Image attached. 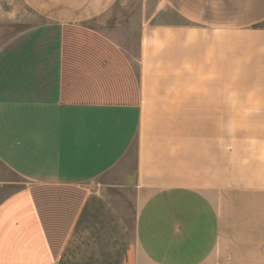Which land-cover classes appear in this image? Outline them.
<instances>
[{"label":"crops","instance_id":"1","mask_svg":"<svg viewBox=\"0 0 264 264\" xmlns=\"http://www.w3.org/2000/svg\"><path fill=\"white\" fill-rule=\"evenodd\" d=\"M20 1L0 264H264V0Z\"/></svg>","mask_w":264,"mask_h":264},{"label":"rangeland","instance_id":"2","mask_svg":"<svg viewBox=\"0 0 264 264\" xmlns=\"http://www.w3.org/2000/svg\"><path fill=\"white\" fill-rule=\"evenodd\" d=\"M29 14V10L20 0H0V44L29 24ZM225 150L232 153L231 147H225Z\"/></svg>","mask_w":264,"mask_h":264}]
</instances>
